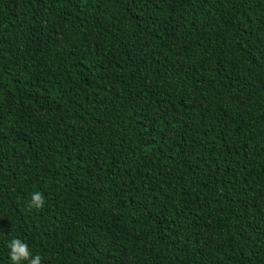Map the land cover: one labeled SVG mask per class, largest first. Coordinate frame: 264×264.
I'll return each mask as SVG.
<instances>
[{"label":"trees","instance_id":"16d2710c","mask_svg":"<svg viewBox=\"0 0 264 264\" xmlns=\"http://www.w3.org/2000/svg\"><path fill=\"white\" fill-rule=\"evenodd\" d=\"M13 237L264 264V0H0V264Z\"/></svg>","mask_w":264,"mask_h":264},{"label":"clouds","instance_id":"9594fccd","mask_svg":"<svg viewBox=\"0 0 264 264\" xmlns=\"http://www.w3.org/2000/svg\"><path fill=\"white\" fill-rule=\"evenodd\" d=\"M44 197L39 191L31 194L29 207L41 208ZM8 258L11 264H42V257L39 252H32L28 243L18 237H13L7 242Z\"/></svg>","mask_w":264,"mask_h":264}]
</instances>
